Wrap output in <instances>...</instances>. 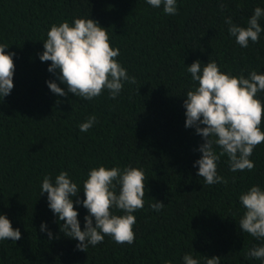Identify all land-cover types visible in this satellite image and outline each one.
<instances>
[{"label":"trees","instance_id":"16d2710c","mask_svg":"<svg viewBox=\"0 0 264 264\" xmlns=\"http://www.w3.org/2000/svg\"><path fill=\"white\" fill-rule=\"evenodd\" d=\"M257 7L264 9V0H177L178 14L170 16L146 0H0V45L15 53L14 88L0 101V215L21 233L18 241H0V264H183L185 254L199 264L205 257L264 264L247 255L264 241L239 228L241 193L254 185L264 190V143L250 157L253 170L232 172L224 156L217 174L227 183L208 185L193 167L205 140L185 127L183 107L187 91L198 86L186 67L197 60L215 61L232 76L264 74V31L258 43L243 48L225 23L231 17L246 27ZM74 18L108 29L117 61L135 77L115 99L106 89L90 101L67 93L48 72L51 62L39 59L50 26L71 25ZM259 23L264 29V16ZM49 81L67 95L52 93ZM257 98L264 103V91ZM92 115L97 122L81 132ZM260 127L264 131V119ZM100 166L143 170L144 207L133 213L132 244L105 236L84 252L60 231L64 222L50 210L41 184L66 171L82 189L89 171ZM84 198L82 190L72 198L82 231L88 211L76 200ZM154 200L165 207L152 210Z\"/></svg>","mask_w":264,"mask_h":264},{"label":"clouds","instance_id":"9594fccd","mask_svg":"<svg viewBox=\"0 0 264 264\" xmlns=\"http://www.w3.org/2000/svg\"><path fill=\"white\" fill-rule=\"evenodd\" d=\"M146 3L155 8L163 6L166 15L178 14L177 0H146ZM262 16L264 9L255 8L246 27L234 24L228 17L225 23L229 25L230 36L243 48L249 46V41L258 43L264 31L259 23ZM107 30L91 18H74L71 25L64 21L50 26L39 59L51 62L48 72L56 74L60 83L66 86L67 93L90 101L106 89L109 97L115 99L124 82L136 83L135 77H130L117 61L120 52L111 47ZM7 48V45H0V101L14 88L15 53L6 54ZM186 69L198 86L187 91L184 99L185 127L194 128L196 134L205 140L198 149L202 156L193 165L198 166L197 175L208 185L227 183L217 174L218 161L224 156H227L232 172L253 170L254 162L250 157L254 149L264 143V131L260 127L264 119V103L257 98V94L264 91V74L253 70L247 78L232 76L222 72L218 64L210 60L207 64L197 60ZM47 86L57 96L67 95L56 82L49 81ZM96 122L95 115H92L79 125V129L87 132ZM144 180L145 173L136 167L108 169L100 166L89 171L81 189L68 172L61 171L54 181L51 176L43 178L41 195L47 193L50 210L64 222L60 231L79 241L77 248L85 252L89 245L95 247L102 243L105 236H111L119 244L134 242L136 217L133 213L144 207ZM81 190L85 198L83 201L77 199L76 204H82L88 211L83 231L72 199ZM239 200L244 208L239 228L264 241V190L254 185L241 193ZM150 207L159 212L165 205L155 201ZM114 208L123 215L114 214ZM46 228V224L41 225V231ZM47 235L52 238L50 231ZM9 239L13 242L20 240V230L13 229L10 220L0 215V241ZM247 255L264 261V244L250 248ZM165 264L171 262L165 261ZM183 264H199V261L191 254H185ZM205 264H220V257H205Z\"/></svg>","mask_w":264,"mask_h":264}]
</instances>
